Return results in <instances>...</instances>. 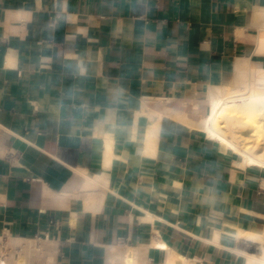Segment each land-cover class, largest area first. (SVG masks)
Returning a JSON list of instances; mask_svg holds the SVG:
<instances>
[{
    "label": "crops",
    "instance_id": "obj_1",
    "mask_svg": "<svg viewBox=\"0 0 264 264\" xmlns=\"http://www.w3.org/2000/svg\"><path fill=\"white\" fill-rule=\"evenodd\" d=\"M261 4L0 0V263L262 264L264 168L195 125Z\"/></svg>",
    "mask_w": 264,
    "mask_h": 264
},
{
    "label": "bare ground",
    "instance_id": "obj_2",
    "mask_svg": "<svg viewBox=\"0 0 264 264\" xmlns=\"http://www.w3.org/2000/svg\"><path fill=\"white\" fill-rule=\"evenodd\" d=\"M260 11L264 13V6H262ZM263 51L264 33H260L254 53H264ZM258 68L260 70H256ZM234 70L236 79L233 85L209 86L208 100L211 106L210 111L195 125L203 129L209 137L223 143L226 148L238 152L242 157L240 165L257 164L264 168V138H258L260 133L263 135L262 132L264 131V113H262L263 115L257 113L259 109H262L264 112V84H255L253 78L260 76L264 82V65L252 63L249 58L239 59L234 64ZM235 84L244 85L248 91H238L234 87ZM241 229L238 230L240 235L248 237H255L257 235L255 232ZM154 244L155 242L152 243V245ZM23 245H29L28 247L34 249L39 248L38 243L33 240H26ZM28 247L27 249H23L22 247V251L30 249ZM139 253V248L126 246L123 251L118 253L121 264H136L135 258L137 259L136 256ZM247 256L248 258L255 259L258 263L264 264L263 260L250 255ZM25 263L26 258L19 257L15 264ZM250 264L252 263L250 262Z\"/></svg>",
    "mask_w": 264,
    "mask_h": 264
},
{
    "label": "rangeland",
    "instance_id": "obj_3",
    "mask_svg": "<svg viewBox=\"0 0 264 264\" xmlns=\"http://www.w3.org/2000/svg\"><path fill=\"white\" fill-rule=\"evenodd\" d=\"M259 6H264V4H261V5H259ZM254 23H255V25L256 26H258V27H260L261 26V32L260 33H264V13H262V17L261 16H257V14L255 15L254 14ZM256 70H260V68H258V69H256ZM258 72V71H257ZM254 78V83L255 84H258V85H263L264 84V82H263V79L260 77V76H255V77H253ZM235 89H237L238 91H240V92H243V91H248V89H247V87H244V85H242V84H235ZM252 91H253V89H252ZM210 103V102H209ZM196 105L194 106L195 107V111H198L199 109L198 108H200V106H201V108H203V110H202V113L201 114H205L206 112L204 111V106L205 105H207V103H206V101H201V104L199 103V102H197V103H195ZM211 107V106H210ZM257 113L258 114H262V113H264L263 112V110L262 109H259L258 111H257ZM263 115V114H262ZM240 123H242V122H240ZM263 133V135L260 133V135L258 136V138H261V137H263L264 138V131L262 132ZM20 254V258L21 257H25V251L24 252H22V254L21 253H19Z\"/></svg>",
    "mask_w": 264,
    "mask_h": 264
},
{
    "label": "built area",
    "instance_id": "obj_4",
    "mask_svg": "<svg viewBox=\"0 0 264 264\" xmlns=\"http://www.w3.org/2000/svg\"><path fill=\"white\" fill-rule=\"evenodd\" d=\"M0 264H3V262H2V263H0Z\"/></svg>",
    "mask_w": 264,
    "mask_h": 264
}]
</instances>
